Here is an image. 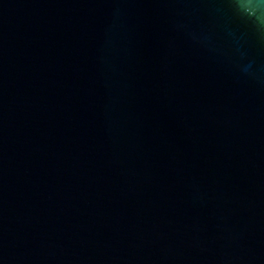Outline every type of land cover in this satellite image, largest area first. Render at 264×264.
Returning a JSON list of instances; mask_svg holds the SVG:
<instances>
[{
  "label": "water",
  "instance_id": "water-1",
  "mask_svg": "<svg viewBox=\"0 0 264 264\" xmlns=\"http://www.w3.org/2000/svg\"><path fill=\"white\" fill-rule=\"evenodd\" d=\"M0 264H264V0H0Z\"/></svg>",
  "mask_w": 264,
  "mask_h": 264
}]
</instances>
